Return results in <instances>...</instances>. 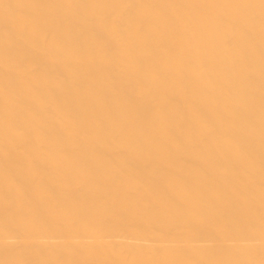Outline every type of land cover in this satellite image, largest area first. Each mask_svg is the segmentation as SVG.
<instances>
[{
    "label": "bare ground",
    "instance_id": "obj_1",
    "mask_svg": "<svg viewBox=\"0 0 264 264\" xmlns=\"http://www.w3.org/2000/svg\"><path fill=\"white\" fill-rule=\"evenodd\" d=\"M0 264H264V0H0Z\"/></svg>",
    "mask_w": 264,
    "mask_h": 264
}]
</instances>
